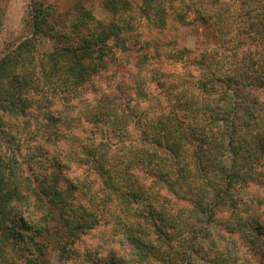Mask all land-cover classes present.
Instances as JSON below:
<instances>
[{
    "label": "trees",
    "instance_id": "1",
    "mask_svg": "<svg viewBox=\"0 0 264 264\" xmlns=\"http://www.w3.org/2000/svg\"><path fill=\"white\" fill-rule=\"evenodd\" d=\"M101 1L112 20L98 21L78 6L67 21L53 6L36 3L31 38L0 58V155L4 118L27 115L33 91L63 94L68 104L79 95V106L85 97L93 98L86 121L92 136L73 134L74 127L88 132L84 121L76 126L68 116L63 125L68 141L81 151L75 162L89 165L101 181L96 188L86 178L81 185L70 179L69 163H61L58 154L32 176L15 159L19 155L0 156V264H51L46 242L39 241L47 235L57 238L61 258L69 262L81 235L118 211L131 218L122 235L131 252L110 253L99 262L264 264V241L259 242L264 238V103L247 93L264 89L263 54L250 52L248 59L249 51L240 54L242 69L233 58L227 63L220 49L186 60L192 51L174 48L172 37L187 23L189 5ZM220 1L214 0L216 8L221 9ZM248 1V26L263 38L264 0ZM196 19L212 40L220 33L223 13ZM41 39L52 47L40 51ZM183 63L198 71L197 78L167 69ZM131 105L137 112L126 113ZM56 114L48 117L51 126L61 122L64 111L57 119ZM75 154L71 150L66 158ZM219 209L232 215L223 223L229 240L212 257ZM31 210L40 217H30ZM237 240L248 247L238 250Z\"/></svg>",
    "mask_w": 264,
    "mask_h": 264
},
{
    "label": "rangeland",
    "instance_id": "2",
    "mask_svg": "<svg viewBox=\"0 0 264 264\" xmlns=\"http://www.w3.org/2000/svg\"><path fill=\"white\" fill-rule=\"evenodd\" d=\"M132 2L135 4L140 3L139 0H132ZM36 3L53 6L54 9H56V16H61L63 20L65 19L67 21L73 19L77 14L76 8L78 6L90 9L98 21L107 22L112 20L111 14L104 9L101 0H0V58H4L10 52L15 51L22 42L31 38L32 8ZM179 4H181V6L189 5L190 9L185 8L184 10V13H187L189 18L187 19V23H183L177 29H174L172 42L173 47H177L178 50L186 48L192 51V54L188 57L186 56V60H193L199 57L205 49H220L226 57L227 63L233 58L235 61H238L237 64L242 69L244 65H239V63H244V61L240 54L249 51L246 53L248 59V54L250 52L253 53L258 50V52H261L264 56V37L262 38V36L257 35L255 32L256 30L254 31L252 27L248 26L251 25L249 19L251 5L248 0H221L219 3V6L220 4L222 5L221 9L216 8L217 3L214 2V0H175L173 7L177 8ZM216 12L223 13V23L221 24L220 33H215L212 40V38L207 35L206 28L200 24L196 18L200 14L214 16ZM255 29H257V27H255ZM263 34L264 33H262V35ZM52 44L53 43L50 41L41 39L37 47L40 51H46L52 47ZM255 61H257L256 57ZM184 65V63L175 64V66H167V69L169 71L175 70L176 73L179 71L180 74L186 73L189 76L194 73L197 78L198 71H194V68L192 69ZM127 77L133 79L130 73H128ZM187 79L191 81L189 77ZM99 81L103 80L100 79ZM105 82L106 81H104V83ZM248 90L247 93H250L254 97H258L260 101L264 103V89L251 90V88H248ZM49 93L51 94V92ZM92 93L96 97L95 91ZM152 93L155 95L154 93L156 92L152 91ZM86 95L89 97L90 93ZM28 97L33 106L27 115H8L4 118V129L7 133L3 141V146L1 148L2 154L0 156L11 158L14 154L19 155L16 156L15 159L22 164L21 167L25 172L32 176L34 173L32 170L36 169L41 172L40 169L48 165V163L44 164L47 162V159H50L52 155L56 157V154H58L62 157V159H60L61 163L65 161L69 163L70 170L67 171L65 175L72 180L79 181L80 185V181L84 178H86L87 182L94 181L97 188L101 181L94 170L90 169L89 165H78L75 162V160L78 159L77 154L80 156L81 151L76 144L72 146V143L68 141L70 137L69 133H67L69 128L63 125V120L68 116L71 117V120L75 119L74 122L76 126L82 124L84 121L86 124L84 128H87L88 132L83 135L81 129L75 130L73 126V134L75 133L77 137L81 139L85 135L92 136V134H94V132L91 131L93 127L86 121L90 119L92 116L91 110L95 108V101L93 98L89 99L85 97V104L79 106V95L76 96L77 98L75 100L69 103L71 105L64 102L63 94L60 93L52 97V95H47L44 92L38 93L33 91ZM99 98L100 96H98L97 100H99ZM68 107H70V109H67ZM145 107L144 105L140 109L145 111ZM133 110L137 112L135 106L131 105L126 113L132 112ZM56 111H58V114L55 115V119L59 118L62 111H64V116L61 122L51 126L48 117H52ZM82 113L83 116H81ZM80 118L83 119L82 122L79 121ZM68 121L69 120H67V122ZM105 129L109 134L110 129L107 127ZM132 131L133 134L131 138L134 139L136 137V131ZM51 134L52 138L50 137ZM55 136L57 137L53 139ZM112 140L113 143H116L115 139L112 138ZM71 150L76 151V154L74 157H70L72 160H69L66 157L70 156ZM31 157H33V159H31ZM112 157L116 158L114 155ZM39 163H41V165ZM39 172L37 173L38 175ZM176 204L181 207L180 204ZM134 207L136 208L137 205ZM29 212L28 214L32 218L38 219L40 217L38 216V211H32L33 214ZM128 217L127 212L118 211L111 216L108 215L94 229L81 235L80 240L76 244V252L72 253L73 258L69 262H64L61 258V252L56 240L57 238H55L54 235H47L45 238H39L40 243L45 241L47 245L44 248L45 258L49 259L51 264H105L103 261L107 260L110 253H116L119 256L127 255L131 252V249L129 246L125 245L122 235L125 232L124 230L126 229L127 223L129 225L131 221V218ZM186 217L188 219V216ZM231 217V212L228 209H219L217 219L220 221V225L213 228L211 231V236L215 239L214 242H216L214 245L215 247L211 250L212 257H215L214 253L221 250L222 245L225 243L224 240H229V235L224 231L223 223L230 221ZM46 223L48 225H46L47 227L50 225V228H52V223ZM237 241L240 242L238 250H240L239 248L243 250L248 247V244H242L240 240ZM261 241H264L263 237L259 240V242ZM99 258L103 261L99 262Z\"/></svg>",
    "mask_w": 264,
    "mask_h": 264
}]
</instances>
